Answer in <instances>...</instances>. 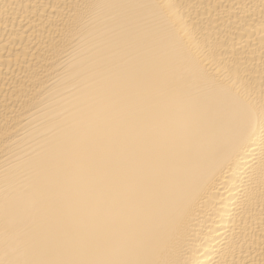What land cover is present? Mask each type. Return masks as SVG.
<instances>
[{
	"label": "bare ground",
	"instance_id": "bare-ground-1",
	"mask_svg": "<svg viewBox=\"0 0 264 264\" xmlns=\"http://www.w3.org/2000/svg\"><path fill=\"white\" fill-rule=\"evenodd\" d=\"M0 264H264V0H0Z\"/></svg>",
	"mask_w": 264,
	"mask_h": 264
}]
</instances>
